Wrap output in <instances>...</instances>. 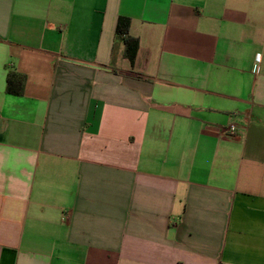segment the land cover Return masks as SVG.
<instances>
[{"label":"crops","instance_id":"crops-1","mask_svg":"<svg viewBox=\"0 0 264 264\" xmlns=\"http://www.w3.org/2000/svg\"><path fill=\"white\" fill-rule=\"evenodd\" d=\"M0 264H264V0H0Z\"/></svg>","mask_w":264,"mask_h":264},{"label":"trees","instance_id":"trees-1","mask_svg":"<svg viewBox=\"0 0 264 264\" xmlns=\"http://www.w3.org/2000/svg\"><path fill=\"white\" fill-rule=\"evenodd\" d=\"M131 20L120 17L116 26V37L124 44L125 58L133 67L140 48V41L130 33ZM26 77L16 72H10L7 78V92L13 95L22 96L24 93Z\"/></svg>","mask_w":264,"mask_h":264},{"label":"built area","instance_id":"built-area-1","mask_svg":"<svg viewBox=\"0 0 264 264\" xmlns=\"http://www.w3.org/2000/svg\"><path fill=\"white\" fill-rule=\"evenodd\" d=\"M236 131H237V126L236 125H231L230 127H229V129H228V133L230 134V135H235L236 134Z\"/></svg>","mask_w":264,"mask_h":264}]
</instances>
